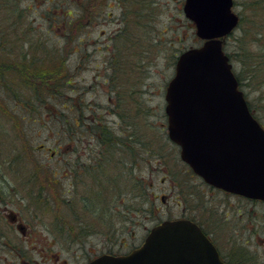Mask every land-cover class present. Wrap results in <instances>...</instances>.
I'll return each mask as SVG.
<instances>
[{"label":"rangeland","instance_id":"374dc122","mask_svg":"<svg viewBox=\"0 0 264 264\" xmlns=\"http://www.w3.org/2000/svg\"><path fill=\"white\" fill-rule=\"evenodd\" d=\"M26 1H34L28 10ZM184 1L60 0L59 7L68 5L73 19L69 42L58 44L51 35L62 29L54 22L50 27L45 14L53 3L0 0V33H9L19 13V21H32L31 30L45 39L31 55L66 48L60 54L73 86L63 99L79 114L95 110L102 122L98 130L105 121L104 147H111L113 130L114 140L122 133L136 134V162L130 155L132 140L120 138L119 146L113 143L94 159L86 158L87 132L73 141L83 150L87 173L72 187L61 177L69 173V161L80 168L69 154L72 113L56 97L45 105L25 106L16 95L31 91L15 75L0 74V264H87L101 254H125L141 245L154 225L179 218L184 206H193L222 255L241 264L238 251L248 249L255 264L264 261L262 207L210 192L190 177L178 148L167 141L166 86L179 53L200 45L194 24L183 14ZM255 1L261 0H234L242 23L224 47L242 59L236 40L244 42L248 58L244 65L232 64L250 110L264 127V12ZM24 27L16 26V34ZM0 47L2 54L24 52L17 42H0ZM39 170L50 171L51 181L59 184L31 191L20 183V175L29 179ZM54 172L60 175L55 178ZM5 181L11 183L8 193Z\"/></svg>","mask_w":264,"mask_h":264},{"label":"water","instance_id":"95a60500","mask_svg":"<svg viewBox=\"0 0 264 264\" xmlns=\"http://www.w3.org/2000/svg\"><path fill=\"white\" fill-rule=\"evenodd\" d=\"M233 0H185L184 16L202 41L181 52L164 99L168 138L207 184L264 200V128L239 89L225 38L239 16ZM89 264H225L214 244L189 220L163 221L127 255H101Z\"/></svg>","mask_w":264,"mask_h":264},{"label":"trees","instance_id":"16d2710c","mask_svg":"<svg viewBox=\"0 0 264 264\" xmlns=\"http://www.w3.org/2000/svg\"><path fill=\"white\" fill-rule=\"evenodd\" d=\"M58 1L60 0H47V2L53 3V6L50 9H47L45 11V14L47 16L48 24L50 27L54 22L57 28L62 29L61 33H55L52 35L47 32V34L51 35V38L53 40H56V42L60 44L62 42H69V27H71L73 16L69 13L68 5H62L59 7ZM26 2V10H28L29 8H31L32 5H34V1ZM254 4L258 5V7H260V10L264 12V0L255 1ZM53 9L55 10V13L57 12L56 14H54ZM20 16L21 14L18 13L15 17L16 20H13V23H10L11 26L9 33H0V42H5L7 46H14L17 42L18 44L22 45V47L24 48V52L20 51L19 49L17 53L13 54L10 49L7 50V48L5 54H2L0 52V74L8 73L9 75H15V77L21 81V85L25 89L31 91L30 93H25L22 97L16 95L17 100H24L23 104L25 103V106H33V104H38V106L45 105L47 100L51 101L54 97H56V99L61 103L63 110H66L67 112L71 113L72 105H69L68 100L63 99V96L67 94L66 89L73 86V80L70 79L71 77L65 69L62 54H60L63 49L66 50V48H52V53H49V51H44L42 56H39V54L31 55V50L40 51L39 47L41 46L39 45L42 44L45 39L42 38V35H38L35 30H31V26L33 24L32 21H30V23H26L25 21L20 22L18 19L20 18ZM241 23L242 17H240L239 19L237 29L241 26ZM23 25L25 27L22 30V34H16V31L14 30L15 27ZM258 34L260 35V33ZM236 44L237 46L235 50L237 53H243L242 59H234L232 51H228L227 45H225L224 50L226 52L227 49L228 53H226L229 56L231 62L235 64L236 62H238L244 65V58H248V50L244 42L241 41V39H237ZM1 50L4 49L0 47V51ZM236 56L238 57V54ZM236 77L239 81V86H241L240 76L236 75ZM248 77H251V74H248ZM11 91L14 92V90ZM137 104L140 106L139 100ZM35 107L36 106H34V108ZM70 121L71 116L69 118V124ZM139 145L145 147L144 144ZM27 153L32 154L31 150H28Z\"/></svg>","mask_w":264,"mask_h":264},{"label":"flooded vegetation","instance_id":"af4514ba","mask_svg":"<svg viewBox=\"0 0 264 264\" xmlns=\"http://www.w3.org/2000/svg\"><path fill=\"white\" fill-rule=\"evenodd\" d=\"M71 122H70V128H69V154H72V157L75 156V163L77 164V168L79 169H74L73 168V163H71V161H69V173L66 171V173H64L61 177L65 178L66 180L69 179L71 180V185L72 187L74 186V184L76 183H81L83 182V176L87 173V171L84 169L82 170V168L85 165V159L91 157V159L95 158V155H101L104 154L108 149L112 147L113 143L117 144L118 146L120 145L121 139H125V140H132L133 142L130 144V155H132L133 153V162H136V146H135V136L136 134L131 133L130 136L128 137L125 133H122L121 137L118 139V137L115 138V130H113V141L111 142V147H109L108 145L106 147H104L105 142L104 140H106L105 135L109 136L108 133V127L106 126V123L104 121L103 124L104 127H102L101 130H98V127L101 126L102 122H101V118L98 115V113L95 110H83L82 112H80L79 114V109L72 105L71 107ZM87 113V114H86ZM98 132H97V131ZM85 132H87V141H88V150L87 153L89 156H87L86 154V158L82 157L83 154V150H79L78 146L75 145L73 143V141H76V139H80L85 137ZM101 132V133H99ZM122 132V129H121ZM93 142V143H89V142ZM97 146V147H96ZM176 147V146H175ZM178 148V147H177ZM179 151V148H178ZM52 157H54V154H52ZM89 160V159H88ZM186 172L190 175V177H192L193 179H198L200 182V185H202L203 187H205L206 189H208L210 192L212 193H221L226 197H236L239 200L243 201L244 203H256L259 206L262 207V210L264 212V201L262 200H250L246 197H239V196H235L232 194H229L223 190L220 189H216L208 184H205V182H203V180L201 178H199L198 176H195L190 170L189 168L185 169ZM50 171L47 170H39V171H34L33 175H31L29 177V179H26L24 175H20L21 179H20V183L23 184H27L26 186L29 188V190L31 191H42L43 189H45L48 184L53 183L54 185L59 184L58 180H54L51 181V177L49 176ZM58 175H60V173L56 174L54 172L53 176L56 178ZM83 175V176H81ZM52 176V177H53ZM5 187H8V191H6V193L10 192L11 189V183L10 181H5L4 182ZM51 185V184H50ZM54 187V186H53ZM171 189V191H174V185L170 184L169 185V190ZM207 190V191H208ZM15 193H17L15 191ZM8 199V196H7ZM194 208L193 206H184L182 207L181 210V214L179 218H175V219H186V220H190L191 222H194L195 224H197L203 233H205L207 236H209V238L211 237V234H208V232L204 229V227L201 224V221H199L196 216L193 214L194 212ZM190 214V215H187ZM170 219V218H169ZM174 219V218H173ZM262 222H260V226L261 223L263 225L264 228V214L262 217ZM12 221L15 223L17 221V217L16 216H12ZM17 224V223H16ZM25 227H23L22 225L20 226V230L23 231ZM24 232V231H23ZM131 251V250H130ZM129 251V252H130ZM128 253V252H127ZM106 254H110V253H106ZM238 254H240L239 256L242 258L240 260L241 264H255V261H253L252 256L250 255V251L248 249H244L241 252L238 251ZM111 255H121V254H111ZM219 255L221 257V259L226 263V264H238L237 262H234V260L222 255L219 252ZM99 256V255H98ZM97 257V256H96ZM94 257V258H96ZM90 261V260H89ZM88 261V262H89ZM261 264H264V261L261 262Z\"/></svg>","mask_w":264,"mask_h":264}]
</instances>
